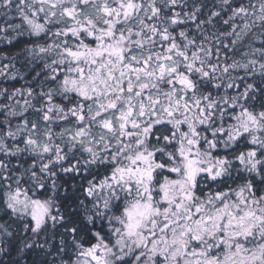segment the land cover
Segmentation results:
<instances>
[{
  "label": "snow or ice",
  "instance_id": "1",
  "mask_svg": "<svg viewBox=\"0 0 264 264\" xmlns=\"http://www.w3.org/2000/svg\"><path fill=\"white\" fill-rule=\"evenodd\" d=\"M0 264H264V0H0Z\"/></svg>",
  "mask_w": 264,
  "mask_h": 264
}]
</instances>
